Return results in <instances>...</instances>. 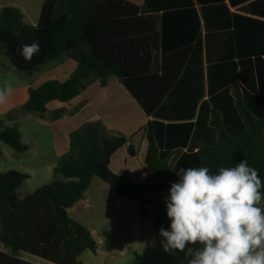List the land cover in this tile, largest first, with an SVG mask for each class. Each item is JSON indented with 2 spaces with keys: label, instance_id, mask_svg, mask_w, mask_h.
Returning a JSON list of instances; mask_svg holds the SVG:
<instances>
[{
  "label": "trees",
  "instance_id": "trees-1",
  "mask_svg": "<svg viewBox=\"0 0 264 264\" xmlns=\"http://www.w3.org/2000/svg\"><path fill=\"white\" fill-rule=\"evenodd\" d=\"M192 1L45 0L36 26L24 23L17 7L1 11L0 51L16 72L29 74L66 56L77 64L63 82L50 79L29 86L25 111L42 113L53 101L69 103L95 80L104 87L110 77H116L153 119L144 129L147 148L141 183L110 170V158L121 147L127 145L131 157L137 156V150L130 138L110 134L101 121L69 133V149L54 168L65 181L54 180L20 199L18 190L30 175L0 173V243L9 251H0V264H32L19 259L21 253L53 264H83L81 255L95 253L97 243L68 210L83 199L95 177L139 207L141 227L151 208L153 231L158 234L161 226L169 229L165 199L171 183L179 181L181 168L203 166L218 174L221 167L247 160L264 181V92L255 93L250 77L238 74L232 61L221 60L207 68L209 99L199 105L205 83L202 70H193V64L201 62L199 54L183 75L187 50L159 57L163 51L159 24L167 7L185 8ZM195 1L203 8L205 23L209 12L225 14L224 0L215 7L211 3L217 0ZM33 41H39L40 52L28 62L16 50ZM194 118V124L188 122L194 127L187 150L163 152L156 138L157 125L168 121L167 126L177 130ZM0 141L17 153L29 150L19 131L2 123Z\"/></svg>",
  "mask_w": 264,
  "mask_h": 264
},
{
  "label": "crops",
  "instance_id": "crops-1",
  "mask_svg": "<svg viewBox=\"0 0 264 264\" xmlns=\"http://www.w3.org/2000/svg\"><path fill=\"white\" fill-rule=\"evenodd\" d=\"M164 1L169 4V0ZM44 2L45 0H0V13L6 7H17L23 15L24 23L36 26ZM224 2L226 6L224 16L220 13L212 15V13L209 12L206 23L202 18L203 8L201 4L193 0L191 6L185 8L177 6H173L172 8L167 7L169 9H166L167 11L159 24L163 49L162 52H159L160 58L162 55L169 58L176 52L187 50L184 57L185 61L181 66V75H183L186 66L192 63L193 57L199 54L201 62L193 64L195 66L193 70L197 72L198 70L196 67H199L205 77L203 88L204 96L199 105L203 100L209 99L207 91V68L212 64H217L221 60L232 61L237 65L238 74L244 77H250L252 85H255V93L264 92V0H224ZM211 4L214 7L220 6L218 0L212 1ZM161 15L162 13L160 16ZM76 66L77 64L73 59L67 56L61 57L55 60L49 68L48 78L49 80L57 79L63 82L68 79ZM231 87L233 88L234 85ZM249 91H252V89ZM238 92H241V88ZM49 108L52 109L49 110ZM54 111L56 113L49 114V112ZM45 114L46 117L48 114L50 116L52 115L50 118L52 123L56 125L61 124L62 127L66 126L67 129L63 132L66 142L65 149H63L65 153H67L69 149L70 132L80 129L87 123L101 121L108 131H110V134H121L130 138L131 144L135 148L138 146L141 152L145 151L144 154L146 156L147 140L144 129L148 121L152 120L153 117L146 115L141 105L133 98V95L118 78L114 80L110 77L108 85L104 87L100 86L99 80L94 81L85 88L78 97L69 103L53 101L46 106ZM135 115H137V117H141V115L142 117L144 116L145 121H143V124H134L133 120L135 119ZM47 119L49 120L48 117ZM195 119L196 118L187 122H182V129L178 127L177 130H171V127L167 126L168 121H164L163 124L157 125L156 138L161 150L166 153L173 152L176 149L186 151L194 127L193 126L191 129V125L188 124V122L194 124ZM123 147L127 148V145ZM116 153L110 158V169L114 173L119 175L127 174L135 183H141L145 180L142 165L141 171H138V173L114 169L112 167V158ZM96 178L98 177L94 179ZM94 179H92V181ZM90 188L91 184L85 192L83 199L76 202L68 211L75 208L80 203L82 204L87 201L86 194H88ZM116 197H118L117 199L120 201L128 199L127 197H120L118 195ZM150 218H153L152 210L148 208L146 220L143 227H141L140 211L139 226L141 230L147 225ZM91 234L92 237H94L93 230H91ZM98 241L103 242L102 239H99L96 241L98 244ZM136 245L144 247L140 242ZM98 250H100V248L97 246V251ZM0 251L9 254L8 249L2 243H0ZM97 251H95L94 254H96ZM18 258L32 262V264H53L34 257L29 253H21ZM134 258L135 262L139 261L136 255H134Z\"/></svg>",
  "mask_w": 264,
  "mask_h": 264
},
{
  "label": "rangeland",
  "instance_id": "rangeland-1",
  "mask_svg": "<svg viewBox=\"0 0 264 264\" xmlns=\"http://www.w3.org/2000/svg\"><path fill=\"white\" fill-rule=\"evenodd\" d=\"M54 61L47 62L31 74H22L15 71L6 54L0 51V86L9 81L14 89L7 101L0 104V124L18 130L23 143L29 147L27 152L17 153L12 147L0 141V173L11 170L30 175L18 190L20 199L54 180L65 181L63 176L54 173V168L58 165L61 155L65 153L63 149L66 142L63 132L66 131V126L52 123L50 119L52 115L49 114L56 113L55 111L49 112L48 120L46 109L42 113L28 112L24 109L28 100L27 87L39 86L49 80L48 70ZM111 79L117 80L116 77ZM143 121L145 118L142 115L141 117L135 115L133 120L135 125L143 124ZM136 150L137 156L131 158L126 147L119 149L112 158V167L121 171L140 172L141 165L144 164L145 151L141 152L138 146ZM86 195L87 201L68 211L69 216L90 231L93 230L95 241L102 239L103 242L98 241L97 246L100 250L96 254L86 251L81 255L80 260L83 264H188V260L191 259V256L186 257L188 248L200 247L199 244H189L183 252L178 250L165 252L161 245L162 237L153 231V218H150L141 230L139 207L130 203L128 199L118 200L114 187L100 178L92 181ZM139 242L144 247L136 245ZM134 255L139 261H134Z\"/></svg>",
  "mask_w": 264,
  "mask_h": 264
},
{
  "label": "clouds",
  "instance_id": "clouds-1",
  "mask_svg": "<svg viewBox=\"0 0 264 264\" xmlns=\"http://www.w3.org/2000/svg\"><path fill=\"white\" fill-rule=\"evenodd\" d=\"M17 54L30 62L39 41L22 44ZM0 86V104L13 93ZM166 198L169 229L160 227L165 252L188 248V264H264V181L256 168L241 160L212 174L208 167L181 168Z\"/></svg>",
  "mask_w": 264,
  "mask_h": 264
},
{
  "label": "water",
  "instance_id": "water-1",
  "mask_svg": "<svg viewBox=\"0 0 264 264\" xmlns=\"http://www.w3.org/2000/svg\"><path fill=\"white\" fill-rule=\"evenodd\" d=\"M32 70L29 72V74H31Z\"/></svg>",
  "mask_w": 264,
  "mask_h": 264
}]
</instances>
